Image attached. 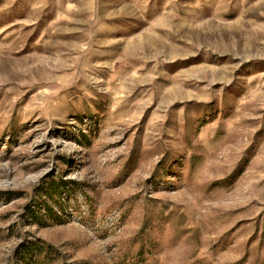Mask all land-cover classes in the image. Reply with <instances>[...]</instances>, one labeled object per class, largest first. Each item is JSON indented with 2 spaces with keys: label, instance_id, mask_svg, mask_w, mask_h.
<instances>
[{
  "label": "rangeland",
  "instance_id": "obj_1",
  "mask_svg": "<svg viewBox=\"0 0 264 264\" xmlns=\"http://www.w3.org/2000/svg\"><path fill=\"white\" fill-rule=\"evenodd\" d=\"M0 264H264V0H0Z\"/></svg>",
  "mask_w": 264,
  "mask_h": 264
}]
</instances>
